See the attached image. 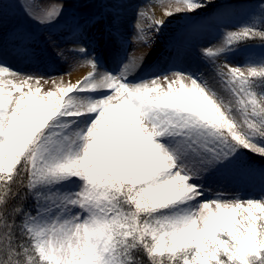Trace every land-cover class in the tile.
I'll use <instances>...</instances> for the list:
<instances>
[{
	"label": "snow or ice",
	"instance_id": "1",
	"mask_svg": "<svg viewBox=\"0 0 264 264\" xmlns=\"http://www.w3.org/2000/svg\"><path fill=\"white\" fill-rule=\"evenodd\" d=\"M214 3L175 0L147 27L138 14L139 39L150 44L149 30ZM14 6L27 24L9 20L0 0V264H264V0L200 18L246 12L235 30L223 26L221 46L200 49L212 64L225 58L216 75L234 107L192 70L130 79L144 61L125 56L118 12L61 23L63 4ZM97 26L118 71L98 72L89 56L85 32ZM256 40L259 55L245 52ZM41 43L64 60L86 57L92 70L74 83L46 78ZM238 53L245 66L229 65ZM49 79L55 87L43 90ZM217 180H259L260 198L209 199Z\"/></svg>",
	"mask_w": 264,
	"mask_h": 264
},
{
	"label": "rangeland",
	"instance_id": "2",
	"mask_svg": "<svg viewBox=\"0 0 264 264\" xmlns=\"http://www.w3.org/2000/svg\"><path fill=\"white\" fill-rule=\"evenodd\" d=\"M127 1L130 3L128 12L131 14V17L126 19L120 14L119 8L113 9L100 7L99 5L104 3L105 0H39V2L45 6L56 4L64 5V17L62 18L61 23L70 18L73 14L87 16L89 14L118 12V30L121 37L126 41V47L129 49L125 55L132 54L137 58L142 57L144 61L143 65L150 63L152 67L147 74H150L155 68H158L161 71L175 68L177 70L195 71L201 74L204 79H206L209 84L217 90L226 103L232 104L233 107L235 106L233 96L224 89L216 75L217 66L222 65L225 62V58L220 57L215 64H212L202 57L200 49L210 46L219 47L220 41H206L207 31L215 30L222 33L224 25H229L232 30H235L237 26L244 23L247 19L246 12L243 9H238L234 15L224 17L212 16L205 20H201L200 18L205 16L206 13H211L213 8L219 7L225 2L235 3L241 1V5H252L258 1L215 0L213 5H210L203 12L196 13L194 16L185 18L183 14H178L175 18L168 19L167 26L163 29L161 34L157 35L155 31L149 30L151 36L154 37L150 44L139 39V34L136 29L138 14L142 18L143 25L147 27V25L151 24L153 20L156 19L150 11L152 1L155 2V5H158L164 12L169 5L175 4V0ZM18 2L19 0H4L6 5L5 11L8 13L9 20L27 24V21L17 14L19 10L14 5ZM123 2L125 3V0H118L119 4H123ZM195 16L196 18H194ZM29 26L37 32L43 31L45 36L48 34L47 30H41L35 25ZM106 38L107 36L103 38L99 36V26L90 28L85 32L84 45L87 47V41L91 39L94 42H104ZM256 41L259 42L258 40ZM256 41L249 42V47L245 52H252L259 55L262 49L259 47V44H254ZM60 46L64 48L73 47V45L64 43H61ZM40 48L43 55L41 70L43 72L45 68L47 69L44 73L46 78L51 77L58 81L62 77L63 82L67 84L69 82L68 77L71 73L83 69L86 75L87 72L91 71V66L86 63V57L68 54L69 58L64 60L57 57L55 51L50 47L46 48L43 43H41ZM87 48L88 50L90 49V47ZM178 48L183 51V54L180 56L177 55ZM244 56L245 53H238L235 56H229L227 58V63L232 66H245ZM137 63H139V59L137 60ZM156 74L159 75L160 72L158 71ZM145 75L146 74H144V76ZM50 86L55 87V85L52 84L51 79H49L47 84H43V90H47ZM165 87H167L166 84ZM174 87H178V85H174ZM256 159L257 163H259V158ZM210 185L211 192L206 193V196L209 199H212L217 192L224 193L225 199H234L237 194H239L242 199H247L249 197L260 198L261 195V185L259 180L250 183H234L231 181L217 180L210 182Z\"/></svg>",
	"mask_w": 264,
	"mask_h": 264
},
{
	"label": "bare ground",
	"instance_id": "3",
	"mask_svg": "<svg viewBox=\"0 0 264 264\" xmlns=\"http://www.w3.org/2000/svg\"><path fill=\"white\" fill-rule=\"evenodd\" d=\"M120 5H121V7H119L120 14H122V16L126 19L131 17V14H129V12H128L130 3L127 0H125V3L123 2V4H120ZM150 11H151L154 18H161L163 16L162 9L158 5H155V2H153V1L151 2ZM185 18H187V17H185ZM194 18H196V16ZM151 31H154V30H151ZM210 36H211V33L209 30L208 38H210ZM208 38L206 37V41L209 40ZM210 40H211V38H210ZM105 48H106V46H105ZM151 67H152V65L150 63L143 65L139 69V71H135L132 74V77L130 76V79L134 78L136 80H139V79L143 78L144 74H146L144 78H148L149 74H147V73L149 72ZM174 70H177V69L175 68ZM84 75H85V71L83 69H81L80 71H76V72L71 73L68 77V81L74 83L77 79L82 78ZM57 83H60V80H58Z\"/></svg>",
	"mask_w": 264,
	"mask_h": 264
},
{
	"label": "trees",
	"instance_id": "4",
	"mask_svg": "<svg viewBox=\"0 0 264 264\" xmlns=\"http://www.w3.org/2000/svg\"><path fill=\"white\" fill-rule=\"evenodd\" d=\"M256 1H258V0H256ZM235 4H242V2L241 1H238V2H235ZM251 42H253V41H251ZM254 44H259V42H254Z\"/></svg>",
	"mask_w": 264,
	"mask_h": 264
}]
</instances>
